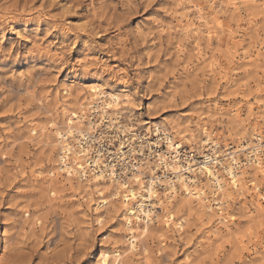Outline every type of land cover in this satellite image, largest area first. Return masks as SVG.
<instances>
[{
	"label": "rangeland",
	"instance_id": "1",
	"mask_svg": "<svg viewBox=\"0 0 264 264\" xmlns=\"http://www.w3.org/2000/svg\"><path fill=\"white\" fill-rule=\"evenodd\" d=\"M94 86L120 95L111 117L125 133L116 126L102 138L113 151L110 135L152 142L155 126L197 161L210 153L198 148L204 138L213 141L231 194L222 212L199 169L193 187L211 211L184 192L167 201L156 185L162 203L147 233L138 224L130 254L119 201L94 210L92 177L60 170L55 131L72 120L77 98L94 103ZM91 111H82L85 126ZM252 135L264 139V0H0V264H94L115 249L121 264H264V176L239 151L241 191L223 171L228 151ZM147 153L125 156L143 163Z\"/></svg>",
	"mask_w": 264,
	"mask_h": 264
},
{
	"label": "bare ground",
	"instance_id": "2",
	"mask_svg": "<svg viewBox=\"0 0 264 264\" xmlns=\"http://www.w3.org/2000/svg\"><path fill=\"white\" fill-rule=\"evenodd\" d=\"M231 5H234V3L231 2ZM87 95L94 103L91 105L89 102H85L83 97L77 98L73 107L75 112L74 117L72 120L67 119L65 121L64 131H55V139L60 145V170L67 176H76L78 181H88L87 177H92L94 188H96L94 193L98 195L99 200L94 204V210L105 207L107 204V197L111 200L119 201L121 211H123L122 218L125 219L123 225L127 231V251H129L130 254H135L137 250L138 238L135 234V229L138 227V224L141 221L143 222L140 234L147 233L151 220L156 216L154 208L156 206L159 208L162 203L161 199L153 198L157 192L156 185L160 186L163 190V196H166L167 201H171L172 198L184 192L183 198L189 196L194 197L200 204L205 206L206 209L211 211V205L205 204V201H207L205 194L201 190H197L193 187L197 186V180L192 176V173L195 169H199V173L205 174L207 184L210 183L214 187L212 195H216L217 197L214 203L216 205L215 208L221 211V208L227 205L228 201L231 199L229 198L231 194L227 193L224 180L215 170L216 166L222 163L215 160L216 155L213 157L217 148V145H215L213 141L208 143V139L204 138V141L201 142L198 148L203 150L202 146L206 144L210 153H203L202 160L197 161L193 158L191 152L185 153L183 151L180 142L174 141V139L164 133L159 126H155L154 130L156 133L152 135L155 139H153L154 141L152 142H148L147 138L141 137L135 144L136 138H134L135 133L133 132L126 133L127 137L124 139H117L118 137L116 134L110 135V142L113 140L118 144L115 151H113L109 146L103 143L104 140H102V138L104 137L103 134L111 131L112 128L115 129L116 126L117 129L119 128V133H125L122 128H120L121 126H118L119 122L117 123L115 119L118 117H111V115L117 116V110L121 108L120 95L117 93H105L100 90L99 87L95 86L88 89ZM85 107H87V109L90 107L92 108L88 119V126L84 125L86 118L85 113H82ZM108 112L110 113L108 114ZM99 125L102 130H95ZM144 125H146V123H144ZM252 137L254 143L249 140L245 144H240L237 151H228L227 153V164L224 166L223 171L228 175L233 190L241 191L243 182V178L240 175L241 173L237 172L240 168V163L236 162V159H234V155L238 151L244 153L247 162L253 165L254 174L264 176V165L258 158L259 153L262 151L260 146H264V139L261 141L259 136L252 135ZM68 139H72L73 143L78 146L79 152H76L73 145L71 146L67 142ZM93 140L97 141L96 143L99 147L96 150H94L91 144ZM252 143L254 145H251ZM162 145L166 148L165 151H162ZM123 148L127 150L122 151ZM144 148L148 150L146 154L148 160L143 163H141L140 160L128 161V157L125 155L130 156L131 153L142 155ZM105 151L112 156L110 160H103L101 158L102 153ZM80 160L83 161L80 162ZM144 164L145 167H142ZM147 164L149 166L152 165V169L151 167L148 168ZM128 166L131 167V172H128ZM148 169L150 170L147 171ZM145 170L149 174L148 177L145 176L146 174L144 175ZM157 170L161 173H157ZM129 180H134L133 187L129 186L127 183ZM142 181H146V189H142ZM178 183L179 188L175 187ZM125 192H127L128 195H125ZM105 193L108 196H106ZM91 197L92 194L87 193L84 200L88 203ZM261 199L264 201L263 195L260 197L259 201ZM185 200L189 202L188 198ZM180 206L181 205H179V207ZM176 207H178V205H176ZM173 208L175 209V207ZM255 208L257 212H263L261 203L258 202ZM222 219L224 221V218ZM222 224L224 223L222 222ZM177 227L180 230L182 229L180 225ZM122 257L123 254L117 249L112 251H101L94 264H121Z\"/></svg>",
	"mask_w": 264,
	"mask_h": 264
}]
</instances>
